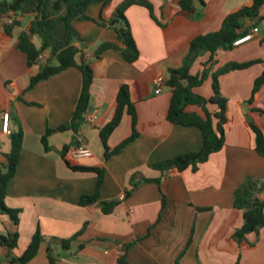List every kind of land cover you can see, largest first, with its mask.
I'll list each match as a JSON object with an SVG mask.
<instances>
[{
    "label": "crops",
    "instance_id": "1",
    "mask_svg": "<svg viewBox=\"0 0 264 264\" xmlns=\"http://www.w3.org/2000/svg\"><path fill=\"white\" fill-rule=\"evenodd\" d=\"M124 1L112 0L103 12L105 18ZM147 1L161 26L144 7L132 5L125 10L139 51L131 64L113 50L96 59L100 44L118 43L115 31L100 25V2L87 8L85 19L73 20L80 38L73 41L80 50L75 60L89 64L93 72L90 110L76 135L57 128L71 121L81 90L79 70L68 68L29 89L39 65L27 66L25 55L17 48V36L27 30L32 16L16 17L21 24L10 35L3 24H10L14 16L0 22V115L8 113L10 118V134L0 132L3 155L10 152V136L19 128L22 131L18 164L4 198L7 208L19 210L18 222L15 225L7 215H0V235L18 233L13 254L20 256L39 231L43 242L35 259L41 264H49L47 247L55 264H116L123 255L128 264H264V228L248 234L244 242L232 239L243 225L242 212L233 208L234 191L247 178L264 176V158L256 154L248 126L250 119L264 134V86L251 99L253 82L264 70V5L258 18L240 20L243 30L258 29L253 40L218 51L212 65L207 64L208 53L195 61L192 73L207 64L210 74L228 63H259L219 77L220 92L228 99L224 146L196 172H178L155 170L151 165L199 151L202 136L195 127L167 121L170 89L164 86L155 94L153 80L166 79L168 69L180 67L195 37L218 31L227 15L250 7L252 0H203L191 14L182 11L176 0ZM32 42L40 46L37 37ZM42 56L40 63L46 60ZM124 85L135 108L137 137L105 160L99 129L112 119ZM198 92L205 98L212 95L210 78ZM188 111L200 112L194 107ZM48 129L53 132L48 137L49 150H45L41 138ZM131 133V118L124 114L108 139L109 152ZM77 144L86 146L91 156L74 158L70 150ZM68 145L67 156L76 164L104 168L99 198L90 205L80 206L79 201L94 194L97 175L66 167L59 152ZM134 175L136 180L151 181L127 196ZM102 202L118 204L105 215ZM69 239H73L70 248L63 250L62 241ZM5 253L0 246V264H6Z\"/></svg>",
    "mask_w": 264,
    "mask_h": 264
},
{
    "label": "trees",
    "instance_id": "2",
    "mask_svg": "<svg viewBox=\"0 0 264 264\" xmlns=\"http://www.w3.org/2000/svg\"><path fill=\"white\" fill-rule=\"evenodd\" d=\"M111 1L12 0L11 2H6L0 0V22L4 18H13L14 16L10 24H3L6 34L10 35L12 28L20 26L21 23L16 20V17L32 16L27 30H22L17 36V48L25 55L27 66L39 65V71L30 79L29 89L68 68H76L81 74V90L71 121L68 124L59 126L57 128L59 132L72 131L76 135L80 125L85 120L86 114L90 110V87L93 81V72L89 64L83 61L77 63L75 60L80 50L73 45V41L80 38L72 25L73 20L85 19L87 8L93 3L100 2L102 4L99 16L100 25L114 30L118 43L106 42L100 44L95 52V57L96 59H100L105 51L113 50L118 52L124 61L129 64L134 63L138 59L139 51L132 38L129 23L125 18V10L132 5L144 7L148 10L151 19L161 26L153 14L151 3L147 0H125L115 9L110 18H105L103 12ZM176 2L179 8L188 14L195 11L196 3L203 5V0H176ZM263 5L264 0H252L250 7L241 8L227 15L218 31L199 35L190 42L188 52L183 58L180 67L168 69L165 86L170 89V101L166 119L172 125L197 128L202 136V147L197 152L181 154L172 159L153 164L151 168L159 171L173 169L178 172L190 169L196 172L198 167L206 163L212 154L219 152L223 148V125L226 123L228 99L221 94L218 79L220 76L230 72L245 70L258 64L259 61L228 63L212 74L209 73V70L205 66L215 63V56L218 51H228L233 48V43L248 32L247 30H243L240 20L244 17L251 20L258 18ZM33 37L39 39V47L33 44ZM207 53L209 54L207 64L203 65V69L200 72L192 73L191 70L195 61ZM42 54L46 56L44 63H40L39 59V56ZM208 78L211 79L212 95L209 98H205L198 92V89L202 87ZM262 86H264V70L253 82L251 99ZM116 103L112 119L99 129V138L104 148L105 160L119 153L129 142L137 137L136 112L130 101L126 85L122 86L118 92ZM189 107L199 109L200 112L188 111ZM209 107H214L215 110L210 112ZM124 114H127L131 118L132 133L129 138L109 152L108 139L120 125ZM248 126L254 135L255 152L258 156L264 158V134L250 119H248ZM52 132V130L48 129L41 138L45 150H49L48 137ZM73 142L76 143V139ZM10 143V152L2 154L0 165V215H7L17 225L19 210L7 208L4 204V198L8 182L14 176L19 160L22 144V131L20 128L10 136ZM69 149V145L64 146L59 152L62 161L68 169L74 172L95 173L97 175L94 194L82 196L79 201L80 206L90 205L99 198L104 168L76 164L67 156ZM135 178L136 175L132 176L130 180V189L126 192L127 196L140 184L151 181L145 178L141 180H136ZM117 204L118 202H102V213L105 215L111 214ZM164 206L165 197L163 196L162 208ZM233 208L242 212L243 219L242 227L232 234V239L235 242H244L248 234L257 233L260 229L264 228V176L257 179L247 178L234 191ZM72 241L73 239L62 241V249L68 250ZM17 242V232L0 235V246L6 249L4 255L6 264H29L32 262L38 254L43 237L39 231H36L27 248L20 256L13 254ZM127 247H129V244ZM46 255L49 264H55L56 260L52 257L50 247L46 248ZM116 264H128V262L123 255L117 259Z\"/></svg>",
    "mask_w": 264,
    "mask_h": 264
},
{
    "label": "built area",
    "instance_id": "3",
    "mask_svg": "<svg viewBox=\"0 0 264 264\" xmlns=\"http://www.w3.org/2000/svg\"><path fill=\"white\" fill-rule=\"evenodd\" d=\"M168 2H171L173 0H167ZM197 1V0H194ZM6 18L2 19V21L6 22ZM258 33V29L257 28H253L250 32L244 34L243 36H241L240 38H238L234 43H233V47H238L241 46L242 44H245L247 42H250L251 40H253L254 36ZM263 46H264V42H263ZM39 59H43V56L40 55ZM165 82L166 79L163 77H156L153 80V87H154V93L155 94H159L162 90V88L165 86ZM9 114L8 113H2L0 115V132L4 135H9L10 134V129H9ZM71 155L74 158H87L91 156V151L84 145H77L75 147H73L70 150ZM2 162V153H1V149H0V165Z\"/></svg>",
    "mask_w": 264,
    "mask_h": 264
},
{
    "label": "rangeland",
    "instance_id": "4",
    "mask_svg": "<svg viewBox=\"0 0 264 264\" xmlns=\"http://www.w3.org/2000/svg\"><path fill=\"white\" fill-rule=\"evenodd\" d=\"M29 264H41V262L39 261V259H34L31 263Z\"/></svg>",
    "mask_w": 264,
    "mask_h": 264
}]
</instances>
